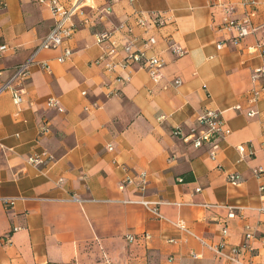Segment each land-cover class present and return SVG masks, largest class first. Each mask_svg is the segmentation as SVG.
Instances as JSON below:
<instances>
[{"label": "crops", "instance_id": "obj_1", "mask_svg": "<svg viewBox=\"0 0 264 264\" xmlns=\"http://www.w3.org/2000/svg\"><path fill=\"white\" fill-rule=\"evenodd\" d=\"M37 1L0 0V83L52 26L51 13ZM257 2L254 23L264 20V0ZM83 11L66 43L72 54L60 62L61 48L40 51L41 63L30 66L19 88V105L10 92L0 94V264H229L208 247L221 241L250 245L242 260L264 264V172L254 174L264 171V89L254 105L247 100L253 70L264 65L258 48L264 33L234 43V31L219 28L220 11L207 0H120L108 17L89 24L87 6ZM150 11L165 12L172 22L138 26L136 18ZM119 22L132 28L137 44L148 35L157 39L147 55L166 61L158 83L137 65L110 72L93 63L104 50L96 33ZM170 40L186 53L175 56ZM257 84L264 87V78ZM49 98L63 111L48 108ZM207 109L219 110L230 129L214 157L208 145L194 147L174 134L177 127L188 132ZM42 125L47 130L40 132ZM30 155L43 163H28ZM140 172L147 173L143 190L136 182L118 189L123 177ZM230 173L239 183L227 180ZM139 201L160 203L163 218ZM145 232L147 240L125 239Z\"/></svg>", "mask_w": 264, "mask_h": 264}, {"label": "built area", "instance_id": "obj_2", "mask_svg": "<svg viewBox=\"0 0 264 264\" xmlns=\"http://www.w3.org/2000/svg\"><path fill=\"white\" fill-rule=\"evenodd\" d=\"M120 0H106L103 4H98L96 0H38L40 5H45L52 16V26L49 32L42 38L40 43L35 47L34 51L23 63H20L13 67L10 76L0 83V94L3 92H10L15 104L21 103V96L19 94V88L28 80L30 75V66L34 63L40 64L36 59L37 54L42 50L58 49L61 48V55L57 57V60L63 62L68 58L72 51L67 46V41L78 30L79 22L74 20L78 15L85 14L83 9L85 6L88 8V15L84 18L83 22L89 24L95 19H102L108 17L113 10V5ZM136 0H129L133 3ZM211 7H214L220 11V23L219 28L232 30L235 33L233 42L237 43L243 38L252 35L255 32L262 31L264 33V20L254 23V19L257 17V0H237L236 2H228L225 0H207ZM240 11V12H239ZM172 22V18L165 12L150 11L145 16H138L136 18V24L140 27L149 28H161L162 26ZM132 28L126 25L124 22H119L111 29L96 33V43L103 45V53L93 61L94 64H102L104 70L115 71L117 68L122 69L127 66L137 65L143 68L149 78L158 83L162 79L161 70L166 64L164 58L157 54L147 55V51L156 44L157 39L154 35H148L145 38L140 39V44H137V38L131 36ZM121 34L124 38L120 44L117 35ZM171 52L180 57L186 53L185 49L179 44L170 40L168 44ZM260 53L264 55L263 44H258ZM5 49V46H0L1 52ZM46 69L47 66H46ZM1 76V72H0ZM261 78H264V65L258 66L253 70L252 81L254 85L249 89L248 102L254 105L261 91L264 87H258L257 82ZM180 81L175 79L174 85H178ZM48 108L55 109L62 112L63 109L59 106L58 101L55 98H49L46 101ZM235 108L239 109L240 105H236ZM254 109L247 111L248 116L255 115ZM165 116L160 115L159 120H164ZM47 128L42 125L40 132L46 131ZM230 133V129L226 124V121L222 117L219 110L207 109L199 114L192 127L188 132L184 133L181 127L174 129V134L179 135L185 141L191 140L194 147H201L206 144L210 147V156L214 157L218 148V142L226 137ZM264 146V143H263ZM251 148V145H248ZM238 150L242 153L244 145L238 147ZM49 158V157H48ZM27 162L38 166L43 163V158L40 155H30L27 157ZM264 171L262 169H255V175H261ZM227 180L230 183H239L240 177L236 173H230L227 175ZM137 183L138 190H143L147 183V173L140 172L136 177L125 176L118 183V189L122 190L128 184ZM72 200L78 201V198L71 196ZM2 203L6 207L14 205L15 199L2 198ZM142 203L148 211L153 213L157 218H163L159 211L158 202L139 201ZM174 226L186 234H190L196 237L185 225L181 222H174ZM17 227H13L12 230H16ZM222 233L226 234L227 229L223 228ZM151 236L149 233H143L139 235L128 234L125 239L128 242L143 241L149 239ZM252 237V233L249 229L244 232V239L249 240ZM169 243H175L176 239L169 238L166 240ZM215 254L223 257L229 264H251L250 262H244L241 258V254L245 252H251L250 245L244 243L243 245H231L226 246L224 241H221L217 245H208ZM227 248V251L224 249ZM194 258L198 257L194 253H190ZM173 256L168 258L169 261H173ZM184 264V263H181Z\"/></svg>", "mask_w": 264, "mask_h": 264}, {"label": "rangeland", "instance_id": "obj_3", "mask_svg": "<svg viewBox=\"0 0 264 264\" xmlns=\"http://www.w3.org/2000/svg\"><path fill=\"white\" fill-rule=\"evenodd\" d=\"M1 2L3 3V2H5V0H1ZM3 8H4V7L1 5V6H0V10L3 9Z\"/></svg>", "mask_w": 264, "mask_h": 264}]
</instances>
